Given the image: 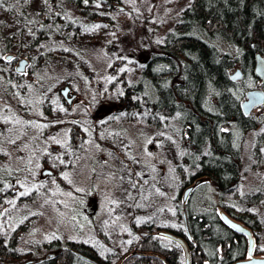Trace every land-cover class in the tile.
<instances>
[{"label": "rangeland", "instance_id": "rangeland-1", "mask_svg": "<svg viewBox=\"0 0 264 264\" xmlns=\"http://www.w3.org/2000/svg\"><path fill=\"white\" fill-rule=\"evenodd\" d=\"M35 1L34 8L46 6L41 0ZM191 1H115L114 4L126 8L124 11L118 7L112 11L107 2L85 3L88 10L99 13V21L92 23H88L86 16H80L79 9L67 5L68 15L63 17L70 20L76 17V26L80 28L76 31V56L66 48L63 54L52 49L44 58V65L54 84L59 80L76 84L80 94L76 102V127L80 134L77 130L76 134L82 141H76L75 152L68 147L66 129L71 121L67 119L55 124L50 130L53 136L47 141H33L36 133L44 136L41 128L47 98L55 109H62L65 118L73 111L61 107L52 89L46 93L42 87L35 95L36 84L2 83L11 71L4 61L10 52L0 54V171H18L23 177L15 184L21 188L15 196L9 194L12 192L9 183L0 187L3 212L0 238L8 239L19 226L25 227L17 239L18 254L31 252L34 259L43 257L47 251L53 252L46 250V246L59 239L86 243L104 257L115 252L122 255L148 229L157 232L182 228L183 219L178 216L175 203L180 191L176 168L181 164V136L169 129L160 133V127L155 129L154 124L148 123L146 119L153 116L152 111L141 108L122 115L115 112L122 107L118 102L125 88L140 79L151 46L160 45ZM47 6L52 8L50 3ZM10 17L0 6V26L7 35L14 29ZM24 34L20 36L30 42ZM51 35L50 46L62 47L61 43L64 46L60 36ZM67 36L68 46L73 47L72 32ZM262 84L260 88L264 90ZM7 86L9 93L5 92ZM24 111H28L29 129L24 126ZM253 116L261 121V127L245 137L231 126L242 150L243 173L240 183L224 195L223 201L261 220L254 254L261 257L264 256V165L260 163L264 159L261 143H264V105L255 109ZM156 123L159 124L158 115ZM30 127L38 129L31 132ZM51 146L57 147V151H51ZM53 167L60 173L42 176L44 170ZM187 189L181 190L183 200ZM0 264L16 263L0 257Z\"/></svg>", "mask_w": 264, "mask_h": 264}, {"label": "trees", "instance_id": "trees-1", "mask_svg": "<svg viewBox=\"0 0 264 264\" xmlns=\"http://www.w3.org/2000/svg\"><path fill=\"white\" fill-rule=\"evenodd\" d=\"M48 1L58 9L60 16L68 15L66 7L70 4L80 10V16L88 18V23L99 21V13L88 10L84 0ZM115 1L88 0L87 4L107 2L110 5ZM2 5L11 20L16 19L23 26L31 21L32 14L35 15L29 10L27 0H3ZM48 15L52 16V11ZM63 18L66 24L68 21ZM79 29L76 27V31ZM63 34L64 46L72 54L69 37ZM51 36V32L45 38L39 36L31 45L34 48L49 47ZM13 37L0 26V54L11 51ZM17 40L26 44L20 35ZM258 53L264 57V0H192L160 45L151 46L140 79L125 88L138 103H142L143 109L153 112V116L146 119L148 123L154 124L155 129L160 127V133L167 129L178 131L183 140L179 145L181 164L176 168L180 191L175 202L178 216L183 219L182 228L171 227L157 232L148 229L124 254L115 252L105 257L86 243L58 239L46 246L48 250L57 251L52 260L34 257L29 264H93L79 254L96 264H118L124 255L136 251L157 253L162 259L133 256L124 264H186L183 246L162 232H170L185 241L190 264H234L249 260L247 236L229 226L222 213L251 229L256 238L254 256L261 220L255 214L226 205L223 198L240 183L243 173L242 150L231 126L243 137L261 127V121L255 119L253 112L247 116L241 108L246 92L263 85L254 74ZM234 69L242 70L240 80H232ZM8 78L2 83L8 82ZM34 86L36 95L43 86L41 83ZM8 88L5 87L7 93ZM157 115L159 124L156 123ZM158 136L156 130L155 138ZM33 141L39 143L43 139L36 133ZM76 141H82L77 134ZM260 163L264 165V159ZM20 174L18 171H0V184L10 182V175ZM188 187L191 190L183 200L181 190ZM24 228L20 226L17 235ZM4 242L0 239V257L5 261L18 263L33 257L32 253L20 256L9 251L14 244L8 247L9 244Z\"/></svg>", "mask_w": 264, "mask_h": 264}, {"label": "flooded vegetation", "instance_id": "flooded-vegetation-1", "mask_svg": "<svg viewBox=\"0 0 264 264\" xmlns=\"http://www.w3.org/2000/svg\"><path fill=\"white\" fill-rule=\"evenodd\" d=\"M35 0H27V4L29 5V10H31L32 12L35 13V15H31L30 19L31 21H29L25 26L19 24L16 19L14 20V29L11 32V35H13V44L14 46H12L13 48L11 49L10 53L5 57L4 61L7 62L10 66H11V71L8 72L7 76L8 78V83H15V84H22V83H30V84H38L41 83V85L43 86V90L46 93H49L50 89H52V91H55V94L57 96V101L59 102V104L61 105V107L66 108V109H70V111H73L72 114L68 115L67 118H65L64 113L62 112V109H55L54 105L52 106V104L48 101L49 98H47V102L45 107L43 108V114H44V118L42 121V133H43V140L47 141L49 139L50 136H53V133L50 132L51 129L55 128V124L58 123H65V119H67V122L71 121V124H69V127L66 129L68 134H69V148L72 149L74 152L76 151V130L78 133H80V129L78 127H76V102L79 100L80 94L77 92L76 90V84L75 85H71L70 83H65L64 80H59L56 81L55 84L54 82H52V80H50V74L48 72V68L45 67L44 65V58L47 57L50 53L52 52V49L54 51H59V53L63 54L65 53V47L63 46V44L61 43L62 47L59 46H50V47H44L43 45L40 47H33L31 44L32 42H34L35 40H37L39 38V36H43L45 38V36L47 35L48 32H51L52 34H56L58 36H62V32H64V36H67L68 32H71L72 30V38H73V42H74V46H73V51L72 54L74 56H76V17H73L72 20L70 19H66L68 22H63V20H65L63 18V16H60V13L58 12V9L56 10L54 6H52L51 9H49V7L47 6L49 1L47 0L46 6L45 7H40V8H34L35 7ZM41 4H45L43 2V0H41ZM110 9L112 11H114L115 9H117L115 7L114 2H112L109 5ZM35 9V10H34ZM49 11H52V16H49L48 13ZM37 21H40V23L38 24ZM19 27V31H17ZM21 33H25L27 35V37L30 38V42L28 41L25 45H22L23 41L22 40H17V35H20ZM63 39V36L61 37ZM43 55H45L43 57ZM48 59V58H47ZM149 60V59H148ZM147 60V61H148ZM25 61V62H24ZM118 64V62H117ZM75 82H76V77H75ZM13 85V84H12ZM68 85L71 89L70 93L68 94V96H74V101L72 102L71 105H69L66 101V99H64L61 91L62 89ZM10 87V86H9ZM131 91L128 90H124L123 94H121V96L119 97V106L122 107H118L117 111L115 112V115H122L123 112L128 113L130 111H135L138 109L143 108L142 103H138L137 99L130 94ZM77 95V97H76ZM29 104V103H28ZM31 106V105H30ZM29 111V110H28ZM28 111H24V117H22L24 120V126L26 127V129H29V125H31V123H29L28 121V117H27V113ZM253 112V111H252ZM16 114V113H14ZM55 115V116H54ZM62 117V121H60L59 119H61ZM14 118V117H13ZM59 121V122H58ZM80 126V125H79ZM1 127V126H0ZM98 128L97 126H95V129ZM38 129V128H37ZM36 127L35 128H31L30 127V131L34 132L37 131ZM155 140V138H154ZM51 151H57V147L55 146H51ZM45 166L49 167V165L45 164ZM60 171L59 169L53 167V169H46L42 172V176H47V177H53L56 176L57 174H59ZM20 175H10V182H4L3 184H0V187H2L4 184L9 183V187H12V192L9 191V194L12 195V193L15 195H17L21 188H19V186H15V184L17 182H19V179L23 178ZM1 182V180H0ZM5 187V186H3ZM2 187V188H3ZM1 190V189H0ZM1 197V196H0ZM21 198H17V200H19ZM0 221L2 219V214L3 212L1 211L0 208ZM20 228V226H19ZM15 229L13 231V233L11 234V236L8 237V239H6L5 237H2L0 239H4L7 242H4L5 245L8 243L10 247L12 245V243L14 244L12 248H9V251L13 252V253H17V239L19 238L20 234L17 235V231L18 229ZM14 240L12 242H8L10 239ZM16 240V241H15ZM6 248V246H4ZM48 250V249H46ZM31 252H27L24 254H19L20 256L28 254ZM57 251H53V252H48L46 253V255H44V258L46 260H52L54 258V255H56ZM263 257V256H261ZM43 258V259H44ZM32 261H34L32 259V257L30 258H26L23 260H20L18 263L16 264H29ZM53 264V263H51Z\"/></svg>", "mask_w": 264, "mask_h": 264}, {"label": "water", "instance_id": "water-1", "mask_svg": "<svg viewBox=\"0 0 264 264\" xmlns=\"http://www.w3.org/2000/svg\"><path fill=\"white\" fill-rule=\"evenodd\" d=\"M115 7H118L119 11L126 10V8L123 5H116L115 4ZM254 74L260 80L261 83H264V57L259 53L256 55ZM242 76H243L242 70L237 69L231 75V78H232V80L237 81V80H240L242 78ZM70 91H71V89L68 85H66L61 91L64 99H66V101L69 105H71L72 102L74 101V96H70V97L68 96ZM76 97H77V95H76ZM262 105H264V90L262 88H256V89L248 90L246 92L245 99L241 103V108H242V111L244 112V114L248 116L252 113V111H254V109H256ZM190 190H191V187H189L186 190L185 195H184V200L187 199V196H188ZM0 216H1V213H0ZM222 218L235 231H237L240 234L247 236V238H248L249 255L251 258L247 261H239V262H236L234 264H264V257L258 258V257L253 256L254 248L256 245V238H255V235L253 234V232L251 231V229L246 227L245 225H242V224L234 221L232 218H230L225 213H222ZM233 226H235V227H233ZM162 234L164 236H167L169 238L177 240L183 246V248L185 250L186 264H190V252L186 246L185 241L181 237H178V236H176L170 232H162ZM79 256L88 262L96 264V261H94V260H92V259H90V258H88L82 254H79ZM133 256L156 257V258L162 259V257L157 253H145V252L136 251V252H129L126 255H124L118 264H124L128 259H130ZM53 264H58V263H53Z\"/></svg>", "mask_w": 264, "mask_h": 264}, {"label": "snow or ice", "instance_id": "snow-or-ice-1", "mask_svg": "<svg viewBox=\"0 0 264 264\" xmlns=\"http://www.w3.org/2000/svg\"><path fill=\"white\" fill-rule=\"evenodd\" d=\"M43 2L46 4L47 0H43ZM84 2L87 3L88 0H84ZM2 4H3V0H0V6H2ZM21 195H23V193H21ZM233 227H235V226H233ZM129 243H131V241H129Z\"/></svg>", "mask_w": 264, "mask_h": 264}]
</instances>
